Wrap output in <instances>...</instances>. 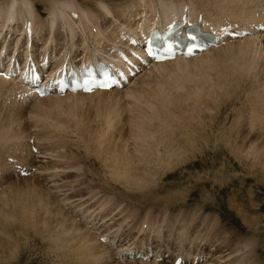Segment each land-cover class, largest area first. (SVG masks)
I'll list each match as a JSON object with an SVG mask.
<instances>
[{"label": "rangeland", "instance_id": "rangeland-1", "mask_svg": "<svg viewBox=\"0 0 264 264\" xmlns=\"http://www.w3.org/2000/svg\"><path fill=\"white\" fill-rule=\"evenodd\" d=\"M29 1L34 41L51 45L65 38L59 22V35L47 27L57 4L84 20L78 43L98 30L116 36L124 18L134 27L154 0ZM164 1L213 20L264 22V0ZM236 41L188 65L153 66L121 91L0 104V264H173L126 259L131 243L103 244L97 231L109 242L140 226L165 247L207 252L200 264H264V34ZM29 136L42 151L35 173L18 177L6 159Z\"/></svg>", "mask_w": 264, "mask_h": 264}, {"label": "bare ground", "instance_id": "bare-ground-1", "mask_svg": "<svg viewBox=\"0 0 264 264\" xmlns=\"http://www.w3.org/2000/svg\"><path fill=\"white\" fill-rule=\"evenodd\" d=\"M143 1V0H142ZM227 1H229V2H232L233 0H227ZM237 1H239V0H237ZM236 1V4L237 3H240V2H237ZM251 1V0H250ZM260 1V0H259ZM144 2H146L145 0H144ZM163 2H165V3H171V4H168L167 6H164V4H163ZM244 2V0L243 1H241V3H243ZM152 4H156V6L158 7L156 10H155V12H157V11H159L158 13H157V15L160 17V19H158L157 21H154L155 20V18L157 17V15H155V16H152V18H147L146 19V17H147V15L145 16V20H144V23L145 24H143V21L141 20V18L143 17V16H141L140 17V19L139 20H137L136 19V17H133L132 16V21L134 22L135 20H136V23H135V26L133 27V24H131L127 19H123L121 22H119V31H121V30H124V28L125 29H127L128 31H130V32H132V33H136V34H139V33H141L142 31H144V30H150L152 27H154V25L155 24H157V23H159V24H161V25H163V24H165V23H167L169 20H173V19H176V18H179L180 17V15H179V11H188V12H190L191 14H192V17H194V18H196V16L198 15V13L200 14V15H204V16H206V14H205V12L202 10V9H199L197 12H195V13H197L195 16L193 15V12H192V9H194V8H192L191 6H185V8L184 9H182V10H178V9H176V8H169V7H171L172 5H174L175 3H172V2H166V1H164V0H154V1H152L151 2ZM186 3H188V2H186ZM56 4V3H55ZM235 4V5H236ZM148 5V4H147ZM234 5V6H235ZM241 5V4H240ZM56 6V8H51L52 10L50 11V17H49V24H48V30H49V32H52V31H56L57 33H58V35H59V31H60V29L58 28V22L63 26V30H64V37H65V40L67 41V39L69 40L70 39V41L72 42L71 43V45H72V47L74 46V47H76V45L78 44V43H76V42H74V39L77 37V34H76V32H78V34L80 35V36H83V35H81V33H85V29H86V27H84V26H82L83 24L81 23V22H83V21H78V17L80 18V15L78 16V14H80L78 11H75L76 9H75V7L74 6H72V3L71 4H67V2H65V3H60V4H57V5H55ZM54 6V7H55ZM71 6V7H70ZM159 6H164L165 8H164V11L162 10V11H160V8H159ZM102 8H105L106 9V5H102L101 6ZM109 8V7H108ZM169 8V9H168ZM238 9V8H237ZM240 9V8H239ZM238 9V10H239ZM191 10V11H190ZM195 10V9H194ZM81 11V10H80ZM141 11V10H140ZM239 12V11H238ZM240 12H242V11H240ZM0 36H2V34H3V32H4V28L6 27V26H9V33L6 35V31H5V33L3 34V36L1 37V41H2V44H4V42L6 41V39H7V37H8V35L9 34H11L12 33V35H11V40H10V44L12 43V36L14 35H16L15 33L16 32H18V31H20V33H21V30H20V28H18V27H23V26H26V27H29V26H33V23H34V15H35V6L31 3V1H29V0H20V2H17L16 0H9L8 1V3L6 4V5H4V6H1L0 5ZM103 13V12H102ZM142 13V12H141ZM216 13V12H215ZM15 14H18L19 16H18V18H16V15ZM113 14V15H112ZM231 14H232V12H231ZM234 14H235V12H234ZM244 14V13H243ZM83 15V14H82ZM140 15V14H139ZM259 15V14H258ZM117 17L113 12H111V10H109V9H107V16H106V20H116V18L115 17ZM240 16V15H239ZM248 16V15H247ZM247 16H246V18H247ZM250 16V15H249ZM262 17H264V15H262ZM83 18V17H82ZM97 18V17H96ZM242 18H244V17H242ZM254 18V17H253ZM84 19V18H83ZM99 19V18H98ZM239 19V18H238ZM247 19H249V18H247ZM250 19H252V18H250ZM264 19V18H263ZM61 20V21H60ZM141 20V21H140ZM219 20V19H218ZM244 20H245V18H244ZM76 21V22H75ZM151 21H153L152 23H151ZM253 21V20H252ZM45 22V21H44ZM73 22V23H72ZM87 22V21H86ZM248 22H249V20H248ZM254 22H257V24H260L261 22H262V24H264V22L263 21H261L260 19H256L255 21H253V22H251V23H254ZM72 23V24H71ZM85 23V22H84ZM151 23V24H150ZM18 24V26H16L15 27V25H17ZM86 24V23H85ZM87 24H89V23H87ZM94 24V23H93ZM140 24V25H139ZM98 25V24H97ZM60 26V25H59ZM74 26V27H73ZM90 26H88L87 28H89ZM96 27V26H95ZM25 28V27H24ZM62 28V27H61ZM75 28V29H74ZM85 28V29H84ZM93 28V27H92ZM91 29V28H90ZM104 30V29H103ZM76 31V32H75ZM90 31V30H89ZM93 31V30H92ZM118 31V32H119ZM54 33V32H53ZM94 33H96L97 34V36H95L96 37V40H97V42H98V47H97V49H96V47L94 48L93 46L94 45H91V36L90 35H88L87 37H86V41H85V38H83L84 39V41H83V43H84V45H86L85 47L86 48H88V50H90V49H93L92 50V52H90L89 54L88 53H86L85 54V52L83 53V56H82V58L80 59V62L81 61H83V59L85 60V62H89V61H91V60H93V59H97L98 57H99V53H101V54H106L107 55V57L108 58H111L112 60H118V57H116L115 56V53H110V51H108V50H106V47H108V46H112V45H114V47H117V46H123V47H126V45H125V43L123 42V40H121L120 39V33L119 34H117L116 36L114 35V36H108L107 37V35L105 36V34H103V33H101V32H99V30L98 31H96V32H94ZM126 33V32H125ZM125 33H123V35L125 34ZM255 33V32H254ZM258 34L257 35H255V36H249V37H246V38H242V39H239V40H237V41H246V40H249V39H253L254 41H259L260 42V37H262L263 36V34H264V32H262V31H259V32H257ZM45 35V34H44ZM84 35H86V34H84ZM100 35V37H98ZM122 35V34H121ZM42 36H43V34H42ZM46 37H47V35H46ZM61 37V36H60ZM98 37V38H97ZM20 38V37H19ZM19 38L17 39V43H19ZM82 39V38H81ZM37 41V40H36ZM59 42H61L62 40H58ZM90 41V42H89ZM236 41V42H237ZM234 42V41H233ZM247 42H249V41H247ZM17 43L15 44V45H17ZM34 43H35V41H34ZM2 44L0 43V47H2ZM35 44H38V41H37V43H35ZM44 44V43H43ZM239 44H240V42H239ZM232 45V44H231ZM229 46V45H228ZM3 47H4V45H3ZM48 48H49V45L48 44H46V45H43L42 46V51L44 50L45 51V53L48 51ZM85 48V49H86ZM214 49V48H213ZM241 49V48H240ZM212 50V49H211ZM76 51H77V49H76ZM210 51V50H209ZM247 52V51H246ZM204 55V54H203ZM203 55H201V56H203ZM200 56V57H201ZM197 58V57H196ZM52 60V63H54L55 65H57V66H60V65H62L63 64V62L64 61H61L60 62V59L61 58H59V59H56V58H51ZM71 61H73V63H75V65H76V62L73 60V59H70ZM192 61H194V59L193 58H191V59H183V58H177V59H175V60H171V61H165V62H162V63H156V64H153L154 65V67H161V66H164V65H168V64H170V63H179V64H181V63H183V64H186V65H188V64H190ZM81 65L82 64H84L83 62L82 63H80ZM53 69H55V68H53ZM135 80H131L130 81V83H129V86H127V88L128 87H130L131 86V84H132V82H134ZM3 83H6L7 84V81H5V80H3L2 78H0V87H1V85L3 84ZM6 84H4V86L2 87L4 90H5V88H6ZM15 85V84H14ZM126 88V89H127ZM1 89V88H0ZM18 88H16L15 86L13 87V85H11V89H10V92H13V91H16ZM2 90V89H1ZM0 90V91H1ZM124 90V89H123ZM116 91H118V90H116ZM119 91H121V90H119ZM6 92H9L8 90H5L4 92H3V95L6 93ZM111 92H114V89H112V90H109V91H97L96 92V94H105V93H111ZM81 95V96H83L84 95V93H76V96H78V95ZM83 94V95H82ZM94 94V93H93ZM120 94H122V93H120ZM3 95H2V92H1V94H0V98H2L3 97ZM69 95H73V94H67V96H69ZM56 96H59V95H56ZM66 96V97H67ZM73 96H75V95H73ZM84 96H87L86 94L84 95ZM49 97V96H48ZM45 98H47V97H45ZM83 98V97H82ZM42 99V98H41ZM23 100H25V101H28L27 100V98H23ZM22 100V101H23ZM39 100V99H38ZM11 101H16V100H11ZM22 101H19L18 103H20V104H22L21 102ZM37 101V100H36ZM17 102V101H16ZM30 102V101H29ZM7 103V100H6V102L4 101V100H1L0 99V104L1 105H5ZM27 104V103H26ZM23 107V106H22ZM13 108H15V107H13ZM31 138H34V137H31V136H29L28 137V140H31ZM29 142V141H28ZM26 144V143H25ZM24 144V146H27V145H25ZM32 149V148H31ZM24 150H26V149H24ZM24 150H22V151H24ZM28 155H30L29 153H28ZM40 155V153L38 154V156ZM126 172H124V174H125ZM124 176V175H123ZM89 216V215H88ZM88 223V222H87ZM91 228L92 229H97V227H94L93 225H91ZM99 228V227H98ZM100 230H102V229H97V231H98V236H100V241L103 243V244H107V243H111V245H113V246H118L117 245V243H118V241H120L119 240V238H120V236L118 235L119 233H116L114 236H113V238L111 237L110 239V241L109 242H106V239L105 238H107L108 236H110V234L111 233H108L107 232V229H105V231L104 230H102V231H100ZM112 235V234H111ZM120 245V244H119ZM128 247V250H130V255H132L133 254V248H132V243L130 244V245H128L127 246ZM127 247H123V248H127ZM117 248H119V246L117 247ZM122 251V250H121ZM113 254V253H112ZM119 256L120 257H122L123 256V253L121 252V253H119ZM144 256V255H143ZM126 257V256H125ZM128 257V256H127ZM143 258V257H142ZM177 258V257H176ZM176 258H174V260H173V264L175 263L174 261L176 260Z\"/></svg>", "mask_w": 264, "mask_h": 264}]
</instances>
